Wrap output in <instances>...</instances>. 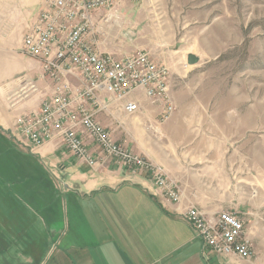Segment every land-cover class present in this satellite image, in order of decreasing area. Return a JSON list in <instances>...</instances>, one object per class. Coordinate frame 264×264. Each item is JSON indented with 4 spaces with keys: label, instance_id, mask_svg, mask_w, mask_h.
I'll list each match as a JSON object with an SVG mask.
<instances>
[{
    "label": "crops",
    "instance_id": "1",
    "mask_svg": "<svg viewBox=\"0 0 264 264\" xmlns=\"http://www.w3.org/2000/svg\"><path fill=\"white\" fill-rule=\"evenodd\" d=\"M41 2L0 0V264H264L250 236L249 261L202 247L182 215L195 206L214 218L224 199L194 170L192 147L179 146L167 130L176 115L161 121L162 107L141 94L138 114L126 116L111 103L96 119L117 144L163 167L180 185L177 205L163 199L145 173L113 159L89 168L58 139L32 152L19 144L16 117L38 110L52 90L51 81L41 78V62L22 53ZM127 5L94 16L95 22L108 18L98 50L118 57L141 50L160 63L162 55L146 43L128 46L118 27ZM85 140L97 156V147Z\"/></svg>",
    "mask_w": 264,
    "mask_h": 264
},
{
    "label": "rangeland",
    "instance_id": "2",
    "mask_svg": "<svg viewBox=\"0 0 264 264\" xmlns=\"http://www.w3.org/2000/svg\"><path fill=\"white\" fill-rule=\"evenodd\" d=\"M121 3L132 8L118 19L128 46L153 47L169 70L176 118L167 130L192 147L194 170L264 259V0ZM188 54L198 57L195 65Z\"/></svg>",
    "mask_w": 264,
    "mask_h": 264
},
{
    "label": "built area",
    "instance_id": "3",
    "mask_svg": "<svg viewBox=\"0 0 264 264\" xmlns=\"http://www.w3.org/2000/svg\"><path fill=\"white\" fill-rule=\"evenodd\" d=\"M122 0H42L40 11L22 40V53L41 62V78L51 81L50 96L38 110L15 119V137L30 152L58 139L77 161L94 168L110 158L122 167L146 174L151 185L167 202L177 205L182 192L163 167L117 144L98 122L96 115L111 103L126 115L142 111L141 94L161 106V121L174 112L168 92L169 70L145 51L121 57L98 50V36L104 35L101 16ZM106 97V98H105ZM88 137L97 147V156L88 148ZM194 230L203 248L215 255L249 261L253 245L241 220L222 211L207 218L190 206L182 215Z\"/></svg>",
    "mask_w": 264,
    "mask_h": 264
},
{
    "label": "water",
    "instance_id": "4",
    "mask_svg": "<svg viewBox=\"0 0 264 264\" xmlns=\"http://www.w3.org/2000/svg\"><path fill=\"white\" fill-rule=\"evenodd\" d=\"M198 62V57L194 56L193 54L187 55V64L189 66H193Z\"/></svg>",
    "mask_w": 264,
    "mask_h": 264
}]
</instances>
